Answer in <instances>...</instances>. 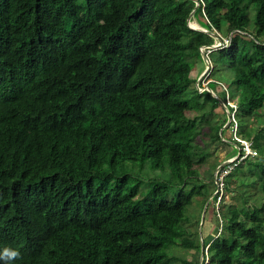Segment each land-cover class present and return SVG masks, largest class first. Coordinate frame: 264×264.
<instances>
[{"label":"trees","instance_id":"16d2710c","mask_svg":"<svg viewBox=\"0 0 264 264\" xmlns=\"http://www.w3.org/2000/svg\"><path fill=\"white\" fill-rule=\"evenodd\" d=\"M203 60L214 79L200 92ZM263 109L264 0H0V252L19 251L13 264H177L173 250L196 249L207 264H264L258 128L245 136L258 157L224 179L207 245L190 211L209 202L200 169L213 144L233 142L231 117Z\"/></svg>","mask_w":264,"mask_h":264},{"label":"rangeland","instance_id":"374dc122","mask_svg":"<svg viewBox=\"0 0 264 264\" xmlns=\"http://www.w3.org/2000/svg\"><path fill=\"white\" fill-rule=\"evenodd\" d=\"M194 25L195 28L201 29L199 26L198 22L193 19L191 25ZM216 46H220V43L216 44ZM211 69L212 66L210 63H207L203 60V63H199L197 65V69H195L194 75L199 73L198 81L201 83V86H208V84L214 79V77L211 76ZM201 71V72H200ZM231 74V73H229ZM233 79L232 75H229L227 77L226 81L227 83H224L225 88H230L228 84H231V80ZM227 85V86H226ZM224 88V89H225ZM232 91L236 93V87L232 86L231 87ZM201 90V89H200ZM223 90V88H218L219 94H224L226 95V101L229 105L236 106V103L229 97V93L227 91ZM243 93H246L247 91L244 89L242 90ZM227 112V111H226ZM218 116L220 115L221 117L224 116V111L223 109H218L217 110ZM191 115V113H189ZM261 116L255 118H246L240 120H236L235 118L231 119L233 120V126L227 130V135L228 138L232 135L233 142L232 143H240L241 147L244 145L242 142H248L252 144L251 140H248L245 138V136L252 135L256 133L255 129L258 128L257 130L260 133H264V109L261 111L259 114ZM260 119L262 121V125H257L255 120ZM237 122V123H236ZM228 126V124L226 125ZM253 136V135H252ZM204 140H208V137L204 136ZM228 144V143H216L213 144L210 147V153L211 156L209 160L207 161V164L205 167H202L200 169V177L204 179V181L208 184V192H207V199H209L208 204L204 205L203 199L201 201L196 202L193 204V206L190 208L191 214V221L195 220V218L200 216V222L199 225L197 223H192L191 225L192 230L196 231L199 236L200 243L202 245V240L204 241V245L208 244L212 239H214L217 234H219L221 227H222V219L220 217V214L217 213V206H218V199L215 201V195H216V186L213 184V175L215 176V173L218 168H215L216 165L219 164V166L223 165L230 159H240L239 157V152L236 150L235 151V146L234 144ZM240 149V148H239ZM238 152V153H237ZM254 157H258V154ZM242 159V158H241ZM242 160H240L241 162ZM143 174L149 175L152 178H162L163 173L158 172V171H152L150 169V165L147 164L145 171H143ZM247 190V189H246ZM252 194L256 192L255 189L250 188L249 189ZM238 198H236V195H229L225 194V200L224 204L222 206H231L233 208L237 207L238 203ZM222 213V210H221ZM207 251V248L205 252ZM173 255L180 259V261H177V264H202L204 262L205 257L203 258L202 251H197L196 249H188V250H182V249H175L173 250Z\"/></svg>","mask_w":264,"mask_h":264},{"label":"built area","instance_id":"2783aa9c","mask_svg":"<svg viewBox=\"0 0 264 264\" xmlns=\"http://www.w3.org/2000/svg\"><path fill=\"white\" fill-rule=\"evenodd\" d=\"M212 66V65H211ZM212 82V81H211ZM201 89V90H200ZM200 92H203L204 90L208 89V86H204L203 88H200ZM226 90V88H225ZM231 107L236 109V106H232ZM234 119V118H233ZM237 123V122H236ZM242 144L244 145L242 147V151L244 152V155L242 157V159H230L229 161H227L224 165L220 166L216 173H215V181H216V185H217V189H216V194L219 193V198H218V206H217V210L219 209V204L221 201V198L224 194V179L230 174L232 173V171L237 167V165L240 163V160L245 159L246 157H254L257 155L256 150L253 149L252 144L248 143V142H242ZM208 263V258L206 257L205 259V264Z\"/></svg>","mask_w":264,"mask_h":264},{"label":"clouds","instance_id":"9594fccd","mask_svg":"<svg viewBox=\"0 0 264 264\" xmlns=\"http://www.w3.org/2000/svg\"><path fill=\"white\" fill-rule=\"evenodd\" d=\"M19 258L20 252L13 248L6 247L0 252V261H3L4 264H13Z\"/></svg>","mask_w":264,"mask_h":264},{"label":"water","instance_id":"95a60500","mask_svg":"<svg viewBox=\"0 0 264 264\" xmlns=\"http://www.w3.org/2000/svg\"><path fill=\"white\" fill-rule=\"evenodd\" d=\"M191 28L196 29V30H203V28L198 29V28L193 27L192 25H191ZM216 37H217V38H221L218 34L216 35ZM220 45H221V42H220ZM213 48H215V49H219L216 45H214ZM206 57H207V56H206ZM229 121H230V116H229Z\"/></svg>","mask_w":264,"mask_h":264},{"label":"bare ground","instance_id":"6f19581e","mask_svg":"<svg viewBox=\"0 0 264 264\" xmlns=\"http://www.w3.org/2000/svg\"><path fill=\"white\" fill-rule=\"evenodd\" d=\"M192 26L194 27V25L192 24Z\"/></svg>","mask_w":264,"mask_h":264}]
</instances>
